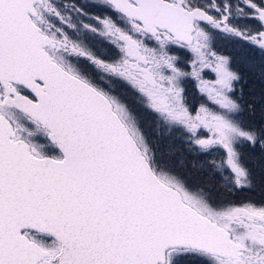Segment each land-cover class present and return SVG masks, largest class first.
I'll use <instances>...</instances> for the list:
<instances>
[{
    "label": "snow or ice",
    "instance_id": "obj_1",
    "mask_svg": "<svg viewBox=\"0 0 264 264\" xmlns=\"http://www.w3.org/2000/svg\"><path fill=\"white\" fill-rule=\"evenodd\" d=\"M257 167L264 0H0V264H264Z\"/></svg>",
    "mask_w": 264,
    "mask_h": 264
},
{
    "label": "flooded vegetation",
    "instance_id": "obj_2",
    "mask_svg": "<svg viewBox=\"0 0 264 264\" xmlns=\"http://www.w3.org/2000/svg\"><path fill=\"white\" fill-rule=\"evenodd\" d=\"M241 71L245 72L246 69H242ZM248 84H249V86L246 87L244 90L246 99H247V94H248L249 90L254 86L250 76H248ZM188 93H189V98L191 97L190 100L194 104H198L200 102H205L204 98L201 97L196 92L195 88L191 85H189ZM257 116H260L259 113L255 115V117H257ZM251 117H252V115L250 113H247V112L244 115V119L248 123H250L249 120ZM260 174H261L260 179H255L254 185L250 190L238 192L234 196L229 197V198L235 199V200H237V202L242 201V200H251V201L257 202V203L264 202V172L261 171ZM240 198H245V199H240Z\"/></svg>",
    "mask_w": 264,
    "mask_h": 264
},
{
    "label": "rangeland",
    "instance_id": "obj_3",
    "mask_svg": "<svg viewBox=\"0 0 264 264\" xmlns=\"http://www.w3.org/2000/svg\"><path fill=\"white\" fill-rule=\"evenodd\" d=\"M246 78L248 79V76H246ZM250 91V90H249ZM190 99H191V97H190ZM257 121H259L260 122V120H257ZM176 146H177V148L178 149H183V145L180 143V141L178 140L177 142H176ZM183 155L186 157V159H187V161L189 162V163H193V162H196L197 161V157L196 156H193V155H190L189 153H187V152H183ZM220 155H223V153H220ZM199 159H204V158H199ZM251 161H252V159H251ZM251 161H250V163H251ZM205 178L207 179V175H205ZM212 183L214 184V185H218L219 184V178L218 177H215V178H213L212 179ZM240 199H245V198H240ZM235 200V199H234ZM237 201V200H236Z\"/></svg>",
    "mask_w": 264,
    "mask_h": 264
},
{
    "label": "bare ground",
    "instance_id": "obj_4",
    "mask_svg": "<svg viewBox=\"0 0 264 264\" xmlns=\"http://www.w3.org/2000/svg\"><path fill=\"white\" fill-rule=\"evenodd\" d=\"M243 68H241V70H242ZM246 72V71H245ZM257 120H260V116H257V117H251L250 118V120H249V122L251 123V124H253L254 126H257V127H259L260 126V122L259 121H257Z\"/></svg>",
    "mask_w": 264,
    "mask_h": 264
},
{
    "label": "trees",
    "instance_id": "obj_5",
    "mask_svg": "<svg viewBox=\"0 0 264 264\" xmlns=\"http://www.w3.org/2000/svg\"><path fill=\"white\" fill-rule=\"evenodd\" d=\"M259 113V112H258ZM257 113V114H258ZM251 159H253V157H252V155L250 154L249 155V160L251 161ZM210 171V170H209ZM260 172H261V169L259 168V167H257L256 169H255V179H260Z\"/></svg>",
    "mask_w": 264,
    "mask_h": 264
}]
</instances>
